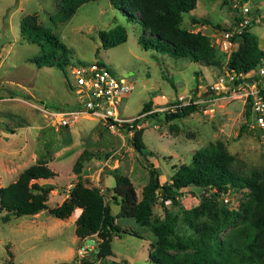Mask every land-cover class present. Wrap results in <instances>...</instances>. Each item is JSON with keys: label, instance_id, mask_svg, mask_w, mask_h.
I'll return each instance as SVG.
<instances>
[{"label": "rangeland", "instance_id": "374dc122", "mask_svg": "<svg viewBox=\"0 0 264 264\" xmlns=\"http://www.w3.org/2000/svg\"><path fill=\"white\" fill-rule=\"evenodd\" d=\"M195 1L192 10L182 13L180 24L186 29L209 34L212 41L219 29L233 22L231 2L234 0ZM246 1L250 12L260 16L248 30L257 39L264 37V0ZM57 2L0 0V29L3 27L6 36L0 48V185L14 180L27 165L43 159L56 173L48 179L55 187L49 190L46 200L49 206L54 205L67 195L76 181L78 176L71 166L82 149L94 154L83 163L81 175L95 180L100 178L97 184L107 202L109 190L106 188L110 189L114 180L111 173L104 172L105 168H116L127 174L139 197L149 167L155 169L160 184L169 182L172 166L189 162L192 149L215 140L223 142L234 155V164L244 172L264 164V130L251 118L245 119L244 103L237 96L216 100L212 111L194 107L181 116L165 117V113L175 110L167 106L174 96L186 94L199 82H208L219 71V66L142 48L137 35L143 27L135 19L127 18L109 0L85 1L68 18L54 24L50 15L58 8ZM32 13L69 48L65 62L77 65L97 60L129 85L119 98L120 116L137 115L145 101L153 105L150 111H155V115L138 118L147 151L145 158L127 143L123 132L109 128L100 117L82 115L72 124L57 126L37 109L41 103L48 107L73 105L76 97L74 79L62 58L59 64L40 66L31 60L36 56L52 54L59 58L61 55L58 47L21 38L20 19ZM192 16L204 18V22L191 23ZM115 24L124 26L125 40L103 47L97 31ZM229 189L239 201L246 196V189L231 186ZM201 193H204L201 187H181L177 190L175 204L155 196L150 219L162 217L165 207L176 216L177 232L188 234L181 211L197 205ZM108 204L111 213H116L118 204ZM77 211L78 208H74L72 212ZM38 213L9 214L7 220H2L4 210L0 209V264L76 261L82 243L77 238L76 251L69 253L70 247L75 250L70 221L56 222L57 217L46 210ZM115 220L119 225L135 230L139 237L128 233L113 237L110 248L115 260L106 255L102 260L91 259L87 264H114L112 261L120 260H123L122 264H154L148 258L150 243L155 241L151 230L133 217L119 216ZM91 237L95 239L94 234ZM91 251L86 249L83 255Z\"/></svg>", "mask_w": 264, "mask_h": 264}, {"label": "trees", "instance_id": "16d2710c", "mask_svg": "<svg viewBox=\"0 0 264 264\" xmlns=\"http://www.w3.org/2000/svg\"><path fill=\"white\" fill-rule=\"evenodd\" d=\"M85 1L88 0H58V8L50 15L51 21L55 24L68 18ZM109 2L143 27L137 35L142 48L188 57L205 65H221L223 54L211 44L210 35L186 29L180 24L182 13L192 10L195 0ZM189 20L191 23L204 22V18L194 16ZM248 28L238 35L237 44L225 62L226 67L236 73L253 67L259 57L264 55L256 36ZM19 30L21 38L27 42L49 44L60 49L59 58L52 54L32 57L31 60L37 66L59 64L60 58L66 63L65 53L69 48L48 26L38 22L35 13L22 16ZM97 34L103 47L114 46L126 38L122 24L99 29ZM150 109V102L145 101L138 114L145 112V116L155 115V111L147 112ZM193 109V105L179 106L165 113V117L171 119ZM243 112L248 120L246 103ZM118 128L135 151L144 155L147 153L141 138V127H132L130 135L126 133L125 125ZM92 154L87 149L77 154L71 169L78 177L67 195L51 206L46 203L47 194L55 185L48 179L56 175L55 171L43 159L24 167L14 180L0 185V209L4 210L2 220H7L9 214L32 215L41 210L57 218H65L77 207L79 212L74 218V234L79 242L94 234L97 246L91 253H85L80 263L73 259L64 264H87L91 259H104L106 255H113L110 250L112 236L122 233L138 236L135 230L115 221L119 216L133 217L136 222L151 230L155 241L150 243L148 258L154 264H264V164L244 172L234 164V155L223 142L215 140L192 149L189 162L172 166L169 182L160 184L155 169L149 167L148 178L141 186L139 197L127 174L116 168H105L104 172L111 173L114 180L112 187L106 188L109 190L108 202L118 204V210L113 214L97 184L100 178L90 180L81 175L83 163ZM185 186L201 187L204 191L197 205L181 211V219L189 229L186 235L177 232L176 216L165 207L162 208V217L150 219L151 203L155 196L161 201L168 200L175 204L177 190ZM229 186L243 191L246 189V196L239 201L236 210L228 209L219 201L216 193L210 191L211 188Z\"/></svg>", "mask_w": 264, "mask_h": 264}, {"label": "built area", "instance_id": "2783aa9c", "mask_svg": "<svg viewBox=\"0 0 264 264\" xmlns=\"http://www.w3.org/2000/svg\"><path fill=\"white\" fill-rule=\"evenodd\" d=\"M246 2L232 1L233 22L219 29L217 35H213L211 44L223 54V63L219 66V71L208 82H199L186 94L174 96L167 106L176 109L179 106L193 105L203 111H212L216 100L237 96L248 105L249 118L257 127L264 130V55L259 57L253 67L238 73L225 65L228 55L237 44L238 35L253 21L260 19L259 15L250 12ZM65 65L74 79L76 102L73 105L57 107H48L41 103L37 109L43 116L57 126H65L74 123L82 115H94L102 118L109 128L118 130L120 125H125L128 135L131 134L132 127H140L138 118L145 112L135 116H120L118 113L120 95L129 89V85L122 78L117 77L97 60L77 65L66 62ZM89 179L95 180L93 177ZM210 191L215 192L219 201L228 209H238L239 199L232 196L229 187L211 188ZM96 246L97 241L92 239L89 243L83 239L81 247L77 250L78 257L75 262L80 263L88 247L95 250Z\"/></svg>", "mask_w": 264, "mask_h": 264}, {"label": "crops", "instance_id": "0c3cea01", "mask_svg": "<svg viewBox=\"0 0 264 264\" xmlns=\"http://www.w3.org/2000/svg\"><path fill=\"white\" fill-rule=\"evenodd\" d=\"M257 44H258V46H259V48H261V49H263L264 50V37H261V38H258L257 39ZM154 107H153V105H151V109L150 110H152ZM105 180V177L102 179V181H104ZM141 188V187H140ZM136 191V190H135ZM136 194H137V191H136ZM138 196V195H137ZM61 201V200H60ZM74 208H77V207H74ZM74 210V209H73ZM72 210V211H73ZM78 212H79V209H78V211H77V213H73V212H71L67 217H65V218H57V220H56V222H59V223H66V221L67 220H69L70 221V223H69V225H70V227H71V231H73L74 232V226H75V223H74V218H75V216L78 214ZM37 213L38 212H36V215H37ZM73 213V214H72ZM39 214V213H38ZM116 221V220H115ZM124 227H126V226H124ZM95 236V235H94ZM113 237H115V235L114 236H112V238ZM88 239H90L91 240V242H92V239L95 241V239H96V237H95V239L94 238H92L91 236H88L87 237ZM112 238H111V240H112ZM72 240L74 241V244H75V250H72L71 249V247L69 248V253H74L75 251H76V247H77V245H78V241H77V236L74 234L73 235V237H72ZM83 242V241H82ZM81 242V243H82ZM111 242V241H110ZM90 243V242H89ZM88 250H93V249H91L90 247H88ZM110 250H111V248H110ZM94 251V250H93ZM111 252H112V250H111ZM113 253V252H112ZM111 256H113V257H115L114 256V254L113 255H111ZM99 260H102V259H99ZM121 262L123 261V260H120Z\"/></svg>", "mask_w": 264, "mask_h": 264}, {"label": "water", "instance_id": "95a60500", "mask_svg": "<svg viewBox=\"0 0 264 264\" xmlns=\"http://www.w3.org/2000/svg\"><path fill=\"white\" fill-rule=\"evenodd\" d=\"M6 41V36L4 35V33H3V27L0 29V48H1V46H2V44L4 43ZM138 154H140V156L142 157V158H145V155L143 154V153H141V152H139V151H136ZM154 176H155V174H154ZM85 241H87V242H91V240L90 239H88V238H85Z\"/></svg>", "mask_w": 264, "mask_h": 264}, {"label": "clouds", "instance_id": "9594fccd", "mask_svg": "<svg viewBox=\"0 0 264 264\" xmlns=\"http://www.w3.org/2000/svg\"><path fill=\"white\" fill-rule=\"evenodd\" d=\"M149 111H150V110H149ZM86 237H87V236H86ZM86 237H85V238H86ZM85 238H84V240H85Z\"/></svg>", "mask_w": 264, "mask_h": 264}]
</instances>
